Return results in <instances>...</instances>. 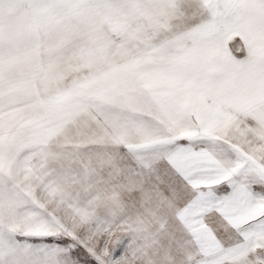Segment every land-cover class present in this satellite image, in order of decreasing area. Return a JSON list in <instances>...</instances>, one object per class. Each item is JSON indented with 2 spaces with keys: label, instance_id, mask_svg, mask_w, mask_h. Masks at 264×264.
I'll use <instances>...</instances> for the list:
<instances>
[{
  "label": "snow or ice",
  "instance_id": "1",
  "mask_svg": "<svg viewBox=\"0 0 264 264\" xmlns=\"http://www.w3.org/2000/svg\"><path fill=\"white\" fill-rule=\"evenodd\" d=\"M0 264H264V0H0Z\"/></svg>",
  "mask_w": 264,
  "mask_h": 264
}]
</instances>
